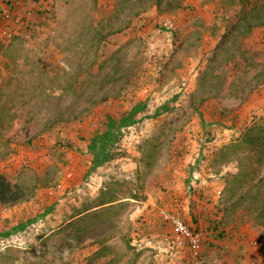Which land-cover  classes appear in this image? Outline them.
<instances>
[{
    "label": "rangeland",
    "instance_id": "374dc122",
    "mask_svg": "<svg viewBox=\"0 0 264 264\" xmlns=\"http://www.w3.org/2000/svg\"><path fill=\"white\" fill-rule=\"evenodd\" d=\"M166 1L0 0V264H264V0Z\"/></svg>",
    "mask_w": 264,
    "mask_h": 264
},
{
    "label": "built area",
    "instance_id": "2783aa9c",
    "mask_svg": "<svg viewBox=\"0 0 264 264\" xmlns=\"http://www.w3.org/2000/svg\"><path fill=\"white\" fill-rule=\"evenodd\" d=\"M159 216L171 224L173 230L170 236L164 237L167 247L172 246L177 251L187 250L190 264H202L199 256L201 238L198 233L189 230L175 214H168L165 210H158Z\"/></svg>",
    "mask_w": 264,
    "mask_h": 264
},
{
    "label": "trees",
    "instance_id": "16d2710c",
    "mask_svg": "<svg viewBox=\"0 0 264 264\" xmlns=\"http://www.w3.org/2000/svg\"><path fill=\"white\" fill-rule=\"evenodd\" d=\"M243 0H231V3L239 5ZM163 0H156L157 6L161 5ZM166 6L170 9H180V10H185L189 12L193 11L190 8L192 7L189 0H167L166 1ZM121 30H117L116 33L120 32ZM160 64H158L159 66ZM264 125V119L261 121H257L255 125L251 128V131H256L258 128L260 129ZM252 137H249L247 139V143L249 147H255L256 149H260L261 151L264 150V130H262L259 135H253ZM261 184L264 185V179L260 180ZM14 186L9 182V180L0 173V203H5L8 201V197L11 199H15L12 197L15 192H13ZM14 202V201H13ZM103 204V203H102ZM101 204V205H102Z\"/></svg>",
    "mask_w": 264,
    "mask_h": 264
},
{
    "label": "crops",
    "instance_id": "0c3cea01",
    "mask_svg": "<svg viewBox=\"0 0 264 264\" xmlns=\"http://www.w3.org/2000/svg\"><path fill=\"white\" fill-rule=\"evenodd\" d=\"M213 225L216 226L215 223H213ZM238 232L239 233L237 235L239 236V238L243 239V238H245L247 236V233L240 232V230ZM234 234H236V233L235 232H231V234L230 233L228 234L227 232L221 231V230H215V229L210 230L209 234H208L209 235L208 237H210L211 240H210L209 244L206 242V245L208 244L207 246H210V247L214 246V245H216L219 242V240H221V241H225V240L229 241V244H230L231 243L230 241L233 242L232 235H234ZM234 247H238L236 250H234L235 252H237V256H239L238 260L242 256V258H244L243 260L245 261L246 260L245 259L246 255L244 253L245 248L243 247V244H242V246H234ZM225 248H226L225 251L227 253H228V250L229 251L231 250L229 246H226ZM239 250H242V251H239ZM241 252H242V254H241ZM243 260H240V261H243Z\"/></svg>",
    "mask_w": 264,
    "mask_h": 264
}]
</instances>
